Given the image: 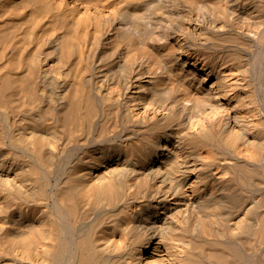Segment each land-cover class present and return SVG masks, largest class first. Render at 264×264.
<instances>
[{
	"label": "bare ground",
	"instance_id": "1",
	"mask_svg": "<svg viewBox=\"0 0 264 264\" xmlns=\"http://www.w3.org/2000/svg\"><path fill=\"white\" fill-rule=\"evenodd\" d=\"M0 264H264V0H0Z\"/></svg>",
	"mask_w": 264,
	"mask_h": 264
}]
</instances>
